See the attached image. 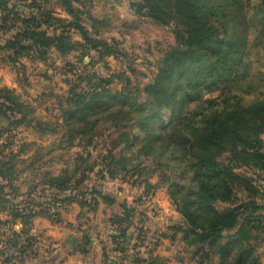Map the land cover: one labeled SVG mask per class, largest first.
Here are the masks:
<instances>
[{
    "label": "trees",
    "instance_id": "obj_1",
    "mask_svg": "<svg viewBox=\"0 0 264 264\" xmlns=\"http://www.w3.org/2000/svg\"><path fill=\"white\" fill-rule=\"evenodd\" d=\"M94 1L0 0V54L23 72L27 69L23 59L47 64L53 52L63 60L80 52L75 59L84 62L87 55L90 64L119 56L118 41L104 38L105 24L92 11ZM17 4L31 11L23 15L15 9ZM131 4L156 23L174 22L177 42L163 52L146 84L137 83L144 74L133 63L129 69L135 83L122 71L119 77H127L122 89L112 87L115 74L106 77L86 69L79 73L70 61L62 67L64 75L75 79H65L68 92L56 97L61 129L52 130L63 132L68 147L79 146L82 151L60 176L45 174L46 187L37 195L43 201L29 192L22 207L12 205L9 198L18 195L17 189L1 197L10 204L12 223L23 225L13 233L23 238L20 253L30 250L43 256L32 251L29 234L36 216L57 220L59 208L77 204L78 218H85L100 200L115 204L117 195L105 183L119 181L143 189L145 196L167 189L182 217L181 224L171 227V239L182 243L197 264H262L258 248L264 244V92L260 91L264 0H131ZM215 88L219 95L210 100L196 97ZM170 107L173 115L165 121L164 110ZM33 112L34 107L12 89L1 87L0 138L10 126L29 123ZM130 126L139 132L132 136ZM125 147H137L149 163L125 168L121 163ZM15 156L0 160L3 180L4 169ZM123 206L124 215L114 220L119 244L134 213L132 207ZM9 224L0 220V226ZM243 230L258 232L262 239L250 242ZM148 239L141 227V246H158ZM77 241L78 247L86 245L90 237L83 234ZM145 252L138 264H163L156 256L146 259ZM43 257V264H52Z\"/></svg>",
    "mask_w": 264,
    "mask_h": 264
},
{
    "label": "rangeland",
    "instance_id": "obj_2",
    "mask_svg": "<svg viewBox=\"0 0 264 264\" xmlns=\"http://www.w3.org/2000/svg\"><path fill=\"white\" fill-rule=\"evenodd\" d=\"M216 1L224 2L227 0ZM117 8L120 9L119 13L116 12ZM15 9L23 15L31 11L27 6L22 4L15 5ZM92 11L104 21V38L109 42H112V39L118 41V48L121 50L119 56H109L100 64H90V56L85 55L83 57L84 62H78L75 59V56L80 54V52L70 55L66 60L57 57L53 52L51 55L52 59L47 64L30 62L23 59V63L27 65L26 71L23 72L21 69L14 68L0 54V70L11 75L16 85L15 88H7L12 89L16 95H19L24 101L34 107V112L31 115L29 123L10 126V130L8 129L2 138H0V160L5 157L8 160L11 155H16L10 166L4 169L6 179L3 180L0 174V187L5 185L3 192L0 193V217H4V219L0 220L10 223L9 225L0 226V264H17V260L21 258L19 245L22 241V239H17L13 236L14 231L12 229L19 221L15 222L16 224L12 223V217L7 209L10 207V204L3 203L1 197H4L5 192H14L15 194L14 189H17L18 195L14 196V198L12 195L9 198L12 205L17 204L22 207L24 205L23 203L27 200V194L29 192H32V196L35 199L43 201L37 195L39 196L46 187L43 183L48 179L49 175L45 174L60 176L61 172L71 164V160L77 153L82 151L79 146L68 147L64 140L65 136L63 132L52 130L56 126H59L61 129V121L59 119L60 110L57 106L56 97L65 95L68 92L69 85L64 81L65 79H75L73 76L63 74L65 69L62 67L65 66V63L70 61L76 64L79 73L86 69L88 72L103 74L106 77L115 74L116 76L112 87L113 89H122L127 84V77H119L122 71H125L126 76L131 79L133 84L135 83L136 76L131 74L129 69L130 64L133 63V67L144 74L136 80L137 83H149L155 74V64L162 58L163 52L177 42L175 37L177 26L174 22L156 23L138 14L132 6L131 0H95ZM57 12L62 14L60 10H57ZM232 12L234 16L238 15L236 10ZM132 17H135V19H132ZM237 19L239 20V18ZM141 58H143V62L138 64L137 61L141 60ZM149 58L151 59L149 60ZM86 64L88 65L85 66ZM1 87H6L2 86V78H0ZM82 87L84 90L88 89L86 83H83ZM219 92V88H215L211 91L199 93L196 97L202 99L201 102H204L219 95ZM164 114L163 117L166 121L173 115L172 108H166ZM7 125L8 123H4V127H7ZM128 130L132 132L130 133L132 136L139 132L137 126H130ZM262 139L264 140V135ZM139 152L137 147L124 148L121 163L124 164L125 168L133 169L139 162L149 163ZM118 182H107L105 185L107 189L113 191L117 196L118 190L128 191L132 188L128 184ZM35 186L36 188L33 189ZM143 192V190H139V195L132 197L131 201H133V204L130 206L133 208L134 213L137 212L141 216L140 225L144 227L149 237L147 242L154 241L155 243L157 241L159 243V234L148 229V226L143 222L144 218L142 219L143 208L137 205L140 196L144 200L151 199L153 196H145L142 194ZM152 205L153 202L149 204L150 207ZM77 206V204H72L64 207L63 210L59 208V215L66 212L63 217H66L68 220H73L74 225H78L77 223L80 222L76 219V216L79 215L80 210L76 209ZM154 210L157 212L156 209ZM134 213L131 218L134 217ZM98 214L100 215L89 214L88 218H82L80 221L83 223L86 219H89L90 223L98 222L101 217V211H98ZM129 224H131V219ZM75 229L77 227L73 228L72 232L78 233V230L75 231ZM130 232L131 228L129 226L126 236L131 234ZM31 233L32 231L29 232L30 235ZM116 233L118 232L115 231L114 235ZM79 234L82 235L81 232ZM126 236L122 237L120 241ZM33 241L34 243L37 242L34 238ZM34 248L36 247L34 246ZM154 248L152 244L147 245L146 243L139 248V251L142 254L147 249ZM260 248L261 259H263L264 264V245H261L258 250ZM29 251L24 255L26 258L32 254Z\"/></svg>",
    "mask_w": 264,
    "mask_h": 264
},
{
    "label": "crops",
    "instance_id": "obj_3",
    "mask_svg": "<svg viewBox=\"0 0 264 264\" xmlns=\"http://www.w3.org/2000/svg\"><path fill=\"white\" fill-rule=\"evenodd\" d=\"M262 184L264 186V175L262 177ZM139 190L141 188L129 189L128 191H119L116 197V202L113 205H108L101 200L94 212H89L86 214L85 218H88L89 214H94L99 216L98 211H101V217L98 222L90 223L89 219H86L83 223L76 216V219L80 222L78 225H74L73 220H68L63 217L66 212L59 215V219L53 220L46 218L44 216H36L33 219V224L31 231L35 230L36 235L32 237L37 241L33 244V252H41L43 249V256L45 259L50 261L52 264H118L120 253V247H122V241L119 242L114 239L115 217H122L125 213L123 205L133 204L132 197L139 195ZM141 193V192H140ZM143 194V193H142ZM151 199L140 198L137 205L142 207V219L143 222L148 226L149 230L155 231L159 234V243L151 253L148 254L150 249L145 252V258L149 257H159L163 264H197L195 260L192 259L191 254L184 249V245L178 240H172L171 235L173 231L171 227L182 223L181 215L174 208L167 189L160 188L152 194ZM153 202V207L149 206ZM264 203V199H263ZM74 205V204H73ZM64 208H62L63 210ZM76 209H79L77 206ZM157 212H155V210ZM61 216V217H60ZM37 221L40 223L37 224ZM89 224V225H88ZM92 224V225H90ZM88 225V226H86ZM77 227L75 231L78 233H73V228ZM74 231V232H75ZM52 232L59 235L58 240H53V243H59V251L52 248L51 245L44 247L41 244V238L45 236L46 233ZM87 234L90 237V242L86 245L79 246V243L75 240L80 239L82 235ZM242 234L250 242L260 241L262 235L255 231L243 230ZM34 242V241H33ZM21 243H23V238ZM39 245V247H38ZM264 245V244H263ZM34 246L36 248H34ZM53 252L57 254L52 255ZM261 252V248L259 249ZM21 254V258L18 259L17 264H25L26 260L29 262L37 261L38 264H43V256L31 254L27 258ZM25 259V260H24ZM263 264V259H261Z\"/></svg>",
    "mask_w": 264,
    "mask_h": 264
},
{
    "label": "built area",
    "instance_id": "obj_4",
    "mask_svg": "<svg viewBox=\"0 0 264 264\" xmlns=\"http://www.w3.org/2000/svg\"><path fill=\"white\" fill-rule=\"evenodd\" d=\"M131 218V234L122 239V251L119 255L118 264H138L137 259L141 256L139 248L140 242V220L141 216L137 212Z\"/></svg>",
    "mask_w": 264,
    "mask_h": 264
},
{
    "label": "clouds",
    "instance_id": "obj_5",
    "mask_svg": "<svg viewBox=\"0 0 264 264\" xmlns=\"http://www.w3.org/2000/svg\"><path fill=\"white\" fill-rule=\"evenodd\" d=\"M116 12L119 13L120 9L117 8ZM132 19H135V17H132ZM151 58H149L150 60ZM143 62V58H141V60H138L137 63L140 64ZM0 78H2V86H6L9 88H15L16 85L13 82V77L11 75L6 74L3 70H0ZM261 92H264V87H262L260 89ZM0 219H4V217H0ZM40 222L37 221V224H39ZM23 227L22 224L17 223L14 227H13V231L19 233L20 229ZM32 235H36L35 230H33ZM60 237L57 233H52V232H48L45 234V236L43 238H41V244L44 245V247H48L49 245H51L52 248L57 249V251H59V243H53V240H58ZM39 247V245H38ZM143 251V250H142ZM41 253H43V249H41ZM57 253L53 252L52 255L55 256ZM25 264H29V262L26 260ZM30 264H38L37 261H31Z\"/></svg>",
    "mask_w": 264,
    "mask_h": 264
}]
</instances>
